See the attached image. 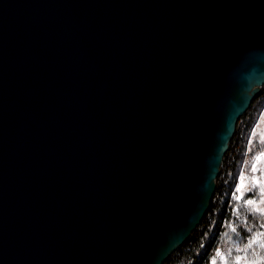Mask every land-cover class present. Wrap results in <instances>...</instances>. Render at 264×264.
Returning <instances> with one entry per match:
<instances>
[{"label":"water","instance_id":"95a60500","mask_svg":"<svg viewBox=\"0 0 264 264\" xmlns=\"http://www.w3.org/2000/svg\"><path fill=\"white\" fill-rule=\"evenodd\" d=\"M263 85L264 0H0V264H163Z\"/></svg>","mask_w":264,"mask_h":264},{"label":"trees","instance_id":"16d2710c","mask_svg":"<svg viewBox=\"0 0 264 264\" xmlns=\"http://www.w3.org/2000/svg\"><path fill=\"white\" fill-rule=\"evenodd\" d=\"M263 112L264 85L237 123L208 212L163 264H264V212L247 203L259 195L258 189L237 194L242 173L264 151V144L251 140Z\"/></svg>","mask_w":264,"mask_h":264},{"label":"rangeland","instance_id":"374dc122","mask_svg":"<svg viewBox=\"0 0 264 264\" xmlns=\"http://www.w3.org/2000/svg\"><path fill=\"white\" fill-rule=\"evenodd\" d=\"M251 140H257L261 145L264 144V112L253 130ZM262 153H264V151ZM260 154V158L256 160L253 167L242 173L243 180L240 178L237 194L243 196L247 192L257 188L259 195L252 199V201H254L252 204L257 209L264 212V156Z\"/></svg>","mask_w":264,"mask_h":264},{"label":"snow or ice","instance_id":"6c2138e0","mask_svg":"<svg viewBox=\"0 0 264 264\" xmlns=\"http://www.w3.org/2000/svg\"><path fill=\"white\" fill-rule=\"evenodd\" d=\"M260 155H261V156H264V153H261ZM259 158H260V157L258 156L257 159H259ZM241 180H243V176H242V175H241ZM238 198H239V197H238ZM247 203L252 204V203H254V201H252V200H248ZM213 264H214V262H213Z\"/></svg>","mask_w":264,"mask_h":264}]
</instances>
